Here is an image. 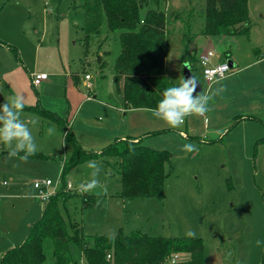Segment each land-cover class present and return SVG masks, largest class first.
<instances>
[{
  "label": "rangeland",
  "instance_id": "obj_1",
  "mask_svg": "<svg viewBox=\"0 0 264 264\" xmlns=\"http://www.w3.org/2000/svg\"><path fill=\"white\" fill-rule=\"evenodd\" d=\"M83 1L0 0V103L22 93L26 106L38 102L67 118V126L88 150L106 147L127 130L144 132L142 141L124 139L167 150L169 173L163 198L127 199L119 197L117 158L89 160L100 166L98 179L108 188L106 194H95L99 189L88 193L96 195L92 207L83 206L76 191V185L90 177L89 161L74 166L64 175L73 192L60 204L66 231L72 232L69 221L76 222L91 241L95 236L114 237L118 229L126 235L169 237H187L185 233L192 230L203 240V264H264V141H258L264 137V60L250 64L264 55V0H247L249 36L209 37L202 34L204 0H165L164 63L174 84L189 65L200 91L209 88L196 57L206 48L213 47V61L229 51L236 62L233 72L221 80L226 91L210 102V111L204 117H186L179 128L169 127L151 110L130 109L123 114L114 82L117 34L107 32L103 23L100 32L88 39L85 54ZM97 55L103 56V67ZM37 73L46 79L33 85L31 78ZM84 74L91 76L88 92L82 85ZM91 90L94 98L88 95ZM22 116L39 121L33 128L39 156L21 162L8 158L0 145V257L27 237L42 211L45 200L36 197L33 180L56 181L72 149L47 119L26 108ZM49 127L55 128L51 136ZM187 143L198 151H183ZM256 240L261 241L259 247ZM69 249L85 264L75 243L69 242ZM187 258L186 253L178 255L179 260Z\"/></svg>",
  "mask_w": 264,
  "mask_h": 264
},
{
  "label": "trees",
  "instance_id": "obj_2",
  "mask_svg": "<svg viewBox=\"0 0 264 264\" xmlns=\"http://www.w3.org/2000/svg\"><path fill=\"white\" fill-rule=\"evenodd\" d=\"M202 34H250L247 0H204ZM164 6L162 7V5ZM83 45L85 54L88 39L100 32L103 23L107 32L116 33L119 51L114 58V82L124 108L153 109L162 91L175 85L165 71V0H84ZM15 53L16 50L12 49ZM103 67L104 58L96 57ZM188 60L193 59L189 54ZM75 78V76H73ZM26 109L47 119L71 145V154L63 161L60 171L61 188L44 201L38 218L28 229L27 237L7 249L0 264H80L70 254L69 242L75 243L85 264H165L167 257L186 253L188 258L170 264H203V240L200 237L123 234L118 229L114 237L95 236L87 241L82 226L69 221L66 231L60 204L73 190L65 189L64 175L74 166L103 157H116L120 176L119 197L163 198L164 178L170 153L143 144L133 145L128 139H116L100 152L81 147L67 126L66 118L45 109L38 102ZM259 142L264 141V137ZM39 156L35 154L31 157ZM79 195V194H76ZM96 195L81 194L83 206L94 207ZM109 254V258H107Z\"/></svg>",
  "mask_w": 264,
  "mask_h": 264
},
{
  "label": "clouds",
  "instance_id": "obj_3",
  "mask_svg": "<svg viewBox=\"0 0 264 264\" xmlns=\"http://www.w3.org/2000/svg\"><path fill=\"white\" fill-rule=\"evenodd\" d=\"M208 78L210 85L205 91H197L199 81L192 74L184 76L177 84L166 87L156 106L151 109L152 115L172 128L182 126L186 117L205 116L210 111V102L226 91V87L221 83V80L225 78L222 72L219 76L216 73H210ZM25 106V98L22 93L12 95L8 101L0 103V145L6 148L8 158L18 157L21 162L26 163L29 157L38 151L33 128L39 121L34 117L23 118ZM54 132V127L47 129L49 136ZM182 150L197 152L198 148L193 143H187L182 145ZM87 168L91 169L90 177L79 182L76 185V191L84 194L93 193L99 189L100 191L95 194H106L107 185L102 184L98 179L101 171L100 166L95 161H89ZM185 235L188 238L196 237V233L192 230H188ZM255 244L259 247L261 241L256 240Z\"/></svg>",
  "mask_w": 264,
  "mask_h": 264
},
{
  "label": "built area",
  "instance_id": "obj_4",
  "mask_svg": "<svg viewBox=\"0 0 264 264\" xmlns=\"http://www.w3.org/2000/svg\"><path fill=\"white\" fill-rule=\"evenodd\" d=\"M215 55V52L213 48H208L204 50L203 52L198 54V60L201 65V72L203 79L206 83L210 84L209 80V74L210 73H216L217 76L222 72L224 77H227L232 73L231 66L228 64L227 61H219L214 62L213 57ZM46 78L45 74L37 73L32 75L31 82L33 85L39 84L42 80ZM90 78L91 76L89 74H84V86L88 89L91 87L90 84ZM204 117V116H203ZM32 185L34 189L36 190V197L38 199H48L50 196L54 195L57 191L61 188V180H60V174L56 181H51L50 179L45 180H33ZM65 189H72L69 182H66ZM109 254H107V258H109ZM170 261V263H173L178 260V254H174L170 257L166 258V261Z\"/></svg>",
  "mask_w": 264,
  "mask_h": 264
},
{
  "label": "crops",
  "instance_id": "obj_5",
  "mask_svg": "<svg viewBox=\"0 0 264 264\" xmlns=\"http://www.w3.org/2000/svg\"><path fill=\"white\" fill-rule=\"evenodd\" d=\"M220 36V35H219ZM231 36V35H230ZM211 48V47H210ZM213 48V47H212ZM207 49V48H206ZM226 53L224 54V58H222L220 61H227V62H230V63H232V66H235V61H233V59H232V55L230 54V52L229 51H225ZM197 59H198V54H197ZM226 58V59H225ZM264 60V55H262L261 57H257V58H254L253 59V61L250 63L251 65H255V64H258V63H261L262 61ZM214 62H219V60L218 61H214ZM249 64V65H250ZM237 70H240V68H238ZM233 72V71H232ZM259 77H261V74L259 75ZM46 79V78H45ZM74 79V78H73ZM83 81V80H82ZM74 82L76 83V81L74 80ZM82 85L84 86V81L82 82ZM85 87V86H84ZM88 90L89 89H87V92H88ZM88 95H92V97L94 98L95 97V95L94 94H92V90H91V94H88ZM119 102H120V104H121V106H122V108H123V110H125L124 111V113L123 114H125L126 113V110H130V109H134V108H124L123 107V104H122V101H121V99H119ZM143 110V109H142ZM144 110H150V109H144ZM56 113V112H55ZM57 114V113H56ZM66 120H67V118H66ZM67 122H68V120H67ZM70 124V123H69ZM53 125V124H52ZM68 127H69V129H70V131H71V126H69L68 125ZM58 129V128H57ZM128 131V130H127ZM127 131H125L126 133H122V135L121 136H116V137H114V139H113V141L114 140H116V139H124V137H129V136H132V137H137V138H140L141 139V141H142V136L145 134L144 132H142V133H138L137 134V132L136 131H130L129 130V132L127 133ZM72 132V131H71ZM73 133V132H72ZM62 134V133H61ZM74 135V134H73ZM62 136V135H61ZM75 137V136H74ZM78 141V140H77ZM79 142V141H78ZM79 144L81 145V143L79 142ZM81 147L83 148V146L81 145ZM85 149V148H84ZM87 149V148H86ZM102 149V148H101ZM101 149H95L94 151L95 152H100V150Z\"/></svg>",
  "mask_w": 264,
  "mask_h": 264
},
{
  "label": "water",
  "instance_id": "obj_6",
  "mask_svg": "<svg viewBox=\"0 0 264 264\" xmlns=\"http://www.w3.org/2000/svg\"><path fill=\"white\" fill-rule=\"evenodd\" d=\"M228 64L230 65V66H232V63H230V62H228ZM189 67V68H188ZM188 67H184L183 68V76H185V77H187V76H189V75H191L192 74V71H191V68H190V66L188 65ZM190 69V70H189ZM201 90V86H200V84H199V88H197V91H200Z\"/></svg>",
  "mask_w": 264,
  "mask_h": 264
}]
</instances>
